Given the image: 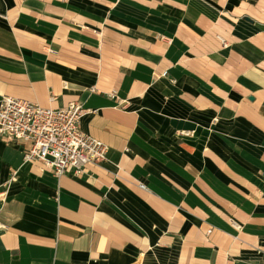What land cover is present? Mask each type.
<instances>
[{
  "label": "crops",
  "instance_id": "1",
  "mask_svg": "<svg viewBox=\"0 0 264 264\" xmlns=\"http://www.w3.org/2000/svg\"><path fill=\"white\" fill-rule=\"evenodd\" d=\"M6 95L109 152L59 177L0 138V264H264V0H0Z\"/></svg>",
  "mask_w": 264,
  "mask_h": 264
},
{
  "label": "built area",
  "instance_id": "2",
  "mask_svg": "<svg viewBox=\"0 0 264 264\" xmlns=\"http://www.w3.org/2000/svg\"><path fill=\"white\" fill-rule=\"evenodd\" d=\"M88 111L80 101L53 108L6 95L0 99V138L26 142L27 163L43 162L59 177L71 169L81 174L105 161L109 152L108 144L81 129ZM16 179L17 171H13L10 181ZM6 192L7 188L0 190V199Z\"/></svg>",
  "mask_w": 264,
  "mask_h": 264
}]
</instances>
